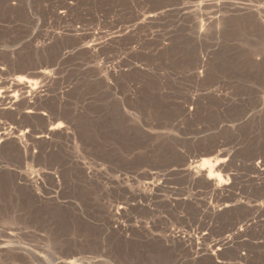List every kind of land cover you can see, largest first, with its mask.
Wrapping results in <instances>:
<instances>
[{
    "label": "rangeland",
    "instance_id": "1",
    "mask_svg": "<svg viewBox=\"0 0 264 264\" xmlns=\"http://www.w3.org/2000/svg\"><path fill=\"white\" fill-rule=\"evenodd\" d=\"M209 1L197 13L202 0H0V82L44 90L33 117L0 107V264H264V188L246 184L253 159L264 164V11H231L264 0ZM128 29L112 48L84 49ZM53 122L62 138L32 139ZM215 157L223 180L239 179L231 193L182 173ZM152 179L166 187L148 198ZM226 203L238 208L212 220ZM238 221L252 225L236 233Z\"/></svg>",
    "mask_w": 264,
    "mask_h": 264
},
{
    "label": "bare ground",
    "instance_id": "2",
    "mask_svg": "<svg viewBox=\"0 0 264 264\" xmlns=\"http://www.w3.org/2000/svg\"><path fill=\"white\" fill-rule=\"evenodd\" d=\"M181 1V0H180ZM206 1V0H205ZM217 1V0H216ZM228 1V0H227ZM240 1V0H239ZM195 2V1H194ZM210 2V1H209ZM213 2V1H211ZM211 2L207 3V2H197L196 4H192L193 6V11L194 12H200L202 10H206L207 7L211 6ZM225 2V1H224ZM231 2V1H230ZM233 2V1H232ZM215 3V2H214ZM227 3V2H226ZM237 3V2H236ZM258 3V2H257ZM223 4V3H222ZM161 5V4H160ZM220 6L221 4H216L217 6ZM234 5V3L232 4ZM239 5V3H238ZM241 5V4H240ZM244 5V4H243ZM185 6V5H184ZM183 6V7H184ZM190 6V5H189ZM230 6V5H229ZM264 6V5H263ZM154 7V6H153ZM185 8V7H184ZM66 9V8H65ZM171 9V8H170ZM218 9V8H217ZM222 9V8H221ZM228 9V8H227ZM234 10L231 9L232 12L237 13L241 16V18L243 17L241 14H245V15H249L250 17H252L253 20L255 21H259V17H260V11H264V8L258 7L256 8V10H254L253 8H233ZM156 10V9H155ZM186 10V9H185ZM65 11V10H64ZM158 11V10H157ZM152 11V12H147L144 15H141V17H139V20L137 22V24L135 26H133L131 29L139 27L142 28L146 26H149L150 24H153L157 21H159L160 19H162V17L164 15H166L167 13L170 12L169 9L165 10L163 9V11ZM230 11V10H229ZM65 13V12H64ZM181 13V12H180ZM224 13V12H223ZM230 13V12H229ZM263 13V12H262ZM221 14V13H220ZM264 14V13H263ZM222 15V14H221ZM61 16V15H60ZM198 16V15H197ZM209 16V15H208ZM217 17V16H215ZM220 17V16H219ZM218 17V19H219ZM222 17V16H221ZM220 17V18H221ZM224 17V16H223ZM238 17V16H236ZM248 17V16H247ZM197 18V17H196ZM204 17H202L201 19H203ZM206 18V17H205ZM209 18H211L209 16ZM208 18V20H210ZM214 20H216L213 17ZM243 19V18H242ZM246 19V18H244ZM197 20V19H196ZM198 20H199V16H198ZM204 20V19H203ZM202 20V21H203ZM212 20V21H214ZM223 20V19H222ZM247 20V19H246ZM262 20V19H261ZM161 21V20H160ZM207 21V20H206ZM211 21V20H210ZM217 21H220L217 20ZM263 21V20H262ZM205 22V20L203 21V23ZM208 22V21H207ZM202 23V22H201ZM260 23V22H258ZM214 24V22H213ZM221 24V22H220ZM219 24V25H220ZM254 24V22L252 23V25ZM262 24V23H261ZM260 24V25H261ZM199 25V24H198ZM202 25V24H201ZM209 24L207 23V26ZM218 25V26H219ZM259 25V24H258ZM152 26V25H151ZM217 26V25H215ZM196 27H197V23H196ZM221 27V26H220ZM261 27V26H260ZM138 28V29H139ZM195 28V27H194ZM193 28V29H194ZM206 28V27H205ZM216 28V27H215ZM129 30L128 31H124V30H118L115 35L111 36L110 38L104 39V41L98 42V34L95 35L97 36L91 43L88 44L86 46H84V49L86 48L87 50L91 51V52H96L102 48H107V46L111 47V44L116 40H122L123 38L125 39V37L129 36L127 35L128 33H130L133 30ZM138 29L136 28V31L138 32ZM150 29V28H149ZM192 29V30H193ZM196 29V28H195ZM203 30H205L204 28H202ZM217 29V28H216ZM126 30V29H125ZM134 32V31H133ZM136 32V33H137ZM263 33V31H261ZM113 33H111L112 35ZM131 34V33H130ZM135 34V33H134ZM106 35V34H105ZM103 36V35H102ZM109 36V35H108ZM264 36V35H263ZM107 37V36H105ZM102 38V37H101ZM129 38V37H128ZM261 38V37H260ZM123 39V40H124ZM128 40V39H125ZM130 40V39H129ZM119 42V41H118ZM121 42V41H120ZM130 42V41H129ZM170 42V41H169ZM168 43V42H167ZM116 44V43H115ZM165 46V45H164ZM163 47V46H162ZM112 48V47H111ZM109 48V49H111ZM164 49V48H163ZM167 49V47L165 48ZM65 53V52H64ZM98 53V52H97ZM71 55V53H70ZM116 66V65H115ZM1 69V68H0ZM114 74V73H113ZM36 77H39L41 80L45 81L46 85L45 88H49L50 84H51V72L48 70H39L38 72L35 73ZM16 77V76H15ZM10 79L9 81H1L0 82V107L4 106V110L6 109H15L14 111H18V113L21 115H25L27 117H33L34 115H36V107L35 104L36 102H38V104L40 103V100L43 99V91H38V89H36L37 87V81H31L28 79H24L23 77H16V78ZM43 83V82H42ZM9 85V88L13 91L12 94L10 93H6L4 90L7 91V89L4 87V85ZM39 84V83H38ZM3 87L5 88L3 91ZM170 87V86H169ZM8 88V87H7ZM8 88V90H9ZM171 88V87H170ZM48 90V89H47ZM45 90V92L47 91ZM219 90V89H218ZM9 91V92H12ZM45 96V95H44ZM62 96V95H61ZM207 96V95H206ZM210 98V97H209ZM61 99V98H60ZM63 99V98H62ZM61 99V100H62ZM58 100V99H57ZM194 100V99H193ZM166 101V100H165ZM34 102V103H33ZM62 103V102H61ZM60 104V103H59ZM195 104V103H194ZM41 105V104H40ZM169 105V104H168ZM221 105V104H220ZM225 105V103H224ZM230 106V105H229ZM1 110V109H0ZM3 111V110H2ZM1 112V111H0ZM60 112V110H59ZM17 113V114H18ZM185 113V111H184ZM187 113V112H186ZM191 114V113H190ZM42 116H45L44 114H42ZM61 116V115H59ZM47 121V120H46ZM71 122V121H70ZM3 128V127H2ZM259 129V127H258ZM67 130V129H66ZM258 131V130H257ZM21 133V132H20ZM65 134V126L63 125V123L58 122L56 124L50 125L45 132L40 133L36 136H34V138H32L35 141H39L42 143H46L49 146L52 145V143L54 142V140L57 137L62 138V136ZM17 135V134H16ZM28 135V134H27ZM26 135V133H21L18 137H22V138H28V136ZM30 136V134H29ZM256 136V135H255ZM20 137V138H21ZM21 138V140H22ZM3 139V135L2 133H0V141H2ZM31 140V138H30ZM60 140V139H59ZM32 141V140H31ZM26 142V141H25ZM13 143V142H12ZM29 143V142H28ZM22 144V143H21ZM24 145V144H23ZM46 145V146H47ZM14 146V144H13ZM22 146V145H21ZM21 146L18 144V147L21 148ZM17 147V149H18ZM2 149V148H1ZM259 157V156H258ZM225 164H227L225 162V160L220 159L218 157H215L214 159L211 160H201L200 162L194 161V162H188L186 163L184 166V170L182 171V173L184 174L185 178L188 179L192 184H195L197 186H204L207 188H210L211 192L213 194H223V193H231L232 191L235 190L237 182H238V178L234 175H227L226 179L223 180L221 173L225 171ZM249 168H248V174L246 175V184L255 190H259L264 188V164L263 162L257 161L251 162L249 164ZM223 174V173H222ZM243 178V177H242ZM245 182V181H244ZM143 183V182H142ZM239 185V183H238ZM166 187V181L164 180H156V179H152V181L145 183L141 190V193L143 194V196L145 195V197L148 198H153V196L158 193L161 192L162 190H164ZM264 191V190H263ZM262 191V193H264ZM259 192V191H258ZM261 194V193H260ZM147 198V199H148ZM232 201V200H231ZM235 201V199H234ZM172 202V201H171ZM169 203V202H168ZM184 203V202H183ZM170 204V203H169ZM168 204V205H169ZM173 204V202H172ZM172 204H170L172 206ZM175 204V202H174ZM176 205L178 206L179 204L176 203ZM180 206V205H179ZM237 205L235 203L233 204H223L221 205V207L218 210H214L212 211V220L213 219H218L223 216H227L230 215V213L232 211H234L235 209H237ZM251 209V208H250ZM260 208H256L252 211V212H248L250 215H252L251 217L255 218L256 215L261 214ZM262 209V208H261ZM264 209V208H263ZM122 208H119L115 213H113V217H117L122 211ZM124 210V209H123ZM121 211V212H120ZM247 212H245L244 214H248ZM112 214V213H111ZM264 216V215H262ZM211 217V216H209ZM224 217V219H225ZM243 217V216H242ZM246 217V216H245ZM250 217V216H249ZM220 218V219H221ZM228 219V218H227ZM238 220H240L241 218L238 217ZM255 220V219H254ZM236 221V220H235ZM236 224H241L239 223V221ZM235 224V225H236ZM234 225V226H235ZM251 222L249 223V221L243 222L239 228L237 226V228L235 229L236 233H241L244 229L247 230L248 227H250ZM119 226V225H118ZM171 232H169L170 234ZM173 234V233H172ZM171 234V236H172ZM237 235V234H236ZM239 235V234H238ZM241 235V234H240ZM175 236V235H174ZM169 237V236H167ZM173 237V236H172ZM230 237V236H229ZM231 238V237H230ZM233 238V237H232ZM238 238V237H237ZM184 239V238H183ZM180 240V239H179ZM227 241V240H226ZM224 241V242H226ZM232 241V240H231ZM191 242V240H190ZM230 242V241H229ZM195 243V242H194ZM227 243V242H226ZM225 244V243H223ZM222 245V244H221ZM226 245V244H225ZM219 247V246H218ZM215 248V250H219V248ZM204 251V250H203ZM220 251V250H219ZM208 255V254H207ZM206 255V256H207Z\"/></svg>",
    "mask_w": 264,
    "mask_h": 264
}]
</instances>
